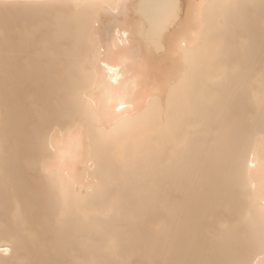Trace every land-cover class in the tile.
I'll return each instance as SVG.
<instances>
[{"label": "bare ground", "instance_id": "6f19581e", "mask_svg": "<svg viewBox=\"0 0 264 264\" xmlns=\"http://www.w3.org/2000/svg\"><path fill=\"white\" fill-rule=\"evenodd\" d=\"M0 264H264V0H0Z\"/></svg>", "mask_w": 264, "mask_h": 264}]
</instances>
